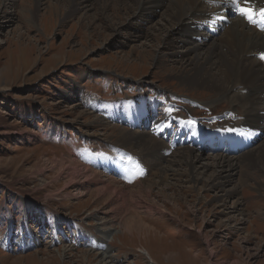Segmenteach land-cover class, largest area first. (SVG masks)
Here are the masks:
<instances>
[{
  "label": "rangeland",
  "instance_id": "374dc122",
  "mask_svg": "<svg viewBox=\"0 0 264 264\" xmlns=\"http://www.w3.org/2000/svg\"><path fill=\"white\" fill-rule=\"evenodd\" d=\"M73 3L44 0L39 7L36 0L0 3V264H99L102 251L96 244L70 238L79 232L106 243L114 264H264V187L256 185L264 184V172L240 166L232 179L228 175L220 182L222 186L201 190L212 180L219 182L220 170L211 161L217 158L221 163L230 155L186 146L203 159L213 157L207 160L211 168L197 171L204 181L197 185L182 174L189 168L170 164L185 149L180 146L174 151L178 155L163 166L179 169V176L169 173L166 184L153 188L148 198L147 193L144 197L134 193L133 183L114 171L108 173L100 163L103 157L114 160L107 152L114 146L106 144L115 145L119 130H128L116 122L118 117L102 121L104 107L122 113L117 106L128 110L132 101L134 115L141 116L149 112L150 101L157 100L154 107L163 114L170 109L177 119L191 114L200 118L197 123L217 121L218 127L227 121L219 129L224 131L243 118V108L236 114L229 100L183 90L175 79L182 68L173 55L177 48L163 45L169 34L158 30L165 24L160 15L140 27L135 17L130 21L132 14L121 9L115 16L95 0L71 14ZM119 101L115 108L108 105ZM206 116L216 117L205 120ZM159 122L161 129L165 124ZM151 131L154 142H160ZM194 139L199 141L198 136ZM74 161L98 177L86 181L72 176ZM159 169L142 179L156 181ZM103 176L120 182L111 192H103L108 185L101 182ZM121 189L126 194L119 198ZM94 214L114 220L115 229L106 235L99 232ZM41 217L48 220L45 226ZM136 218L141 220L138 231L126 234L121 223ZM53 220L60 230L54 231ZM68 230L70 234L63 235Z\"/></svg>",
  "mask_w": 264,
  "mask_h": 264
},
{
  "label": "bare ground",
  "instance_id": "6f19581e",
  "mask_svg": "<svg viewBox=\"0 0 264 264\" xmlns=\"http://www.w3.org/2000/svg\"><path fill=\"white\" fill-rule=\"evenodd\" d=\"M8 1L11 0H0V3L8 2ZM43 1L44 0H36V6L39 7ZM74 1L75 4L73 3L74 6H72L71 8V12H70L71 14L79 13L80 12L79 7H82L81 9L85 10L87 5L90 6V4H93L92 2H94V0H74ZM95 1L96 3H98V5L102 3V5H104V8H106V10L108 8L111 9L113 14H115V16L118 14V12L121 9L125 10L129 14H132L133 18H131L130 21L134 20L135 17L136 18L135 25L140 27H144L145 22H147L148 25L152 20L151 18L160 15L163 21L165 22V24L159 26L158 30L160 31V33L168 31L167 34H169L168 38L163 41V45H166V47L168 48H177V50L173 51V55L175 56V58L176 57L179 58L178 59L180 62L179 64L182 68L180 70V73L175 75V79L178 80V83L183 87V90L184 88L192 91L201 90L214 94L215 96L218 97V99L220 98L219 101L229 100V105L231 108L236 109L235 111L236 114L238 112L239 107L243 108V114H244V116H242L243 118L237 117L242 119L238 121L236 125L228 126L227 130L225 131L219 130V132L214 133L213 131L211 132L208 128L203 129L202 125H198L202 129V132L200 134L198 133V126H196V124L193 123L191 125L190 134L192 135H190V140L197 147L201 145L200 148H197L198 150H203V148L208 147L217 153L220 152L223 153V151L225 150V152L228 153L227 155H230L232 154L230 152L231 147H233V145H236L241 149L240 152L245 151L244 153H240L235 158L232 155H230L232 157L222 156L226 158H223L222 160H224V162L221 163L219 160H216L217 158L214 159V161H211L213 160L212 159L213 157H210V159L209 158L203 159L201 156L196 154L197 151L195 149H189L188 147H185L184 150L178 152L179 155L176 152H174L171 156L166 157L168 154V147L162 138L160 142H154L153 137L150 136L148 132L140 131V130H129V129L119 130L118 139L115 145L112 142H108L106 145H113L121 149L125 148V150L132 151L135 154L139 155L144 161L147 168L149 169V172H153V171L155 172L156 170H158V168H160L159 172L154 176V179H156V181L148 182L145 181L146 179H131L130 182L134 181L132 187L133 190L137 189L136 191H134V193L140 194L141 196H143L144 193L145 195L147 193L146 197L149 198L153 195L152 193L153 188L162 187L161 185H163L166 182V179H168L167 175L169 173H172V177L178 175L180 173L179 169H174L172 167L171 168L163 167L164 164L170 159V157L172 158L174 154H177L178 157L177 156L173 157V160L170 161V164L172 163V166L173 165L175 166V163H180V168H182V166H184L185 168H189L188 171L181 173L188 174V176L191 177L192 182H194L197 185L203 184L204 182L202 178L198 177L199 174L197 173V171L199 169L204 171L206 169L211 168L212 165L210 163H207V160L208 162L209 160L211 161V163L213 162V165H215L216 163L217 168H219L220 170L217 173L219 175V182L218 179L212 180V182L210 183L208 182L209 184H205V185L203 184L204 186L202 187L201 190L203 189L207 190L210 189V187L213 188L215 184L222 186L223 183L220 182H224V179L228 178L226 176L232 175L234 173L236 174L238 172V168L244 166L249 167V169L252 168L251 171L254 170L255 173L256 172L258 173V171L259 173L260 172L263 173L264 172V59H261V53H264V27H263L264 19L261 18L259 13H260V9L264 8V0H235V2L234 0H95ZM236 2L239 3L241 8L253 10L254 12L253 22H249V20L246 17L240 15L236 7ZM85 3H87V5H85ZM157 11H159V14L156 13ZM222 22L223 25L221 26L220 29L215 28L216 24H220ZM129 23L132 24L131 22ZM226 26H228L227 29ZM142 99L144 100V98ZM131 100L134 101V99ZM156 101L157 100H151L150 104L156 106ZM162 102L164 101L162 100ZM116 103L117 102L112 104H116ZM139 103L138 104L135 103V104L139 105ZM130 105L132 106L128 110L131 109L130 112H133L135 108L133 106L132 101H130ZM160 105H162V103ZM105 111L108 114V111H111L110 107H108ZM166 111L167 112H165L164 114L166 115V119L172 121L174 119L173 113L170 112L171 111L170 109L169 110L166 109ZM109 113L113 115L118 114L113 111ZM129 115L130 114L128 113L125 114V116H129ZM134 116H136V114ZM141 116H145V114L142 112ZM100 117L101 116H99V118ZM106 117L108 118L109 116ZM106 117H101V120L102 121L106 120ZM159 121H157L156 125L158 124ZM100 123L101 125L104 124L105 126L106 122L102 123L100 121ZM180 123L181 126L184 125V121ZM97 124H99V122H97ZM165 127L166 125H164L163 128ZM111 128L112 127L108 125V129ZM198 134H200V136H205L204 138L207 141L211 142L212 145L211 146L210 144L208 146L203 145L205 143H202V140H199L197 142L194 139V137L198 136ZM234 134L236 136L235 138L233 137ZM209 137H212L213 139L208 140ZM101 141L103 143H106L104 140ZM258 143L260 144L262 143V144L259 148L258 147L255 148L254 146L260 145ZM120 146H122L123 148ZM246 150H250V151L246 152ZM111 151L114 153V150ZM177 159H180L181 162H179ZM238 160L240 161V163L238 162ZM106 164L112 165V161L109 160L105 162L103 165ZM197 164H200V168L197 166ZM70 169L72 170L71 171L72 176L79 175L81 176L82 179L86 181H89L90 177L91 178L98 177L99 174L94 170L90 168L88 169L87 167L82 166V164H79L78 162L75 161L73 163V167H71ZM68 175L70 174H67V176ZM233 176L234 175L230 176L231 177L230 179H232ZM104 178L105 177L103 176L102 180ZM105 179L108 182H106ZM105 179L101 182L104 183L105 185L106 183H108V185H106L105 189H103V192L110 191L112 189V186H116V184H119L120 182L110 177ZM256 185H257V189H261L262 187H264V184L261 183H258ZM124 188L126 191H129L127 190V188L129 189L130 187L124 186ZM160 191L163 192L162 190ZM125 194L126 192L124 191V189L119 190L117 193V195H119V198L125 196ZM158 194L160 195L161 193ZM138 197L139 199L141 198L140 196ZM123 199H124L123 201H125L126 198L124 197ZM135 199H137V197ZM128 200L129 199H127V201ZM138 201L139 200L137 199V202ZM137 202L135 204H137ZM122 205L125 204L123 203ZM138 207L141 210V207L140 206ZM93 218H95L99 222L98 223L99 232L101 231L103 232V234L105 233L104 235H106V233H110L115 229L114 220H111L110 218L108 219L106 215L102 214V218H100L98 214H94ZM139 221L141 220L139 218H136L130 220L127 219L122 223L120 222L121 229L124 230L126 234H133L135 231H138L136 229L137 228L136 225L139 224ZM70 230H68V232H62L63 235L66 234L69 235ZM79 235H75L73 237L72 234H70V238L71 239L81 238L84 240V242L88 244L92 243L95 240L94 236H88L87 234H83L80 232ZM108 249L103 250L99 254L97 260L99 264H114L113 258L109 256ZM140 251L142 254H148L143 252L142 249ZM148 257L151 263H155V260L152 257H150L149 254ZM89 261L90 260H87L86 262Z\"/></svg>",
  "mask_w": 264,
  "mask_h": 264
},
{
  "label": "snow or ice",
  "instance_id": "6c2138e0",
  "mask_svg": "<svg viewBox=\"0 0 264 264\" xmlns=\"http://www.w3.org/2000/svg\"><path fill=\"white\" fill-rule=\"evenodd\" d=\"M234 2H235V0H234ZM236 7H237V10L239 11L241 16L246 17L249 20V22H253V20H254L253 10L241 8L238 2H236ZM259 14H260L261 18L264 19V8L260 9ZM261 59H264V53H261Z\"/></svg>",
  "mask_w": 264,
  "mask_h": 264
}]
</instances>
